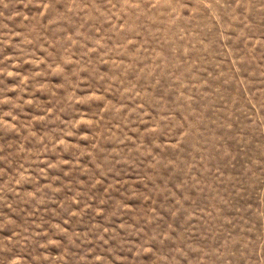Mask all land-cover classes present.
<instances>
[{"label": "rangeland", "instance_id": "1", "mask_svg": "<svg viewBox=\"0 0 264 264\" xmlns=\"http://www.w3.org/2000/svg\"><path fill=\"white\" fill-rule=\"evenodd\" d=\"M0 264H264V0H0Z\"/></svg>", "mask_w": 264, "mask_h": 264}]
</instances>
